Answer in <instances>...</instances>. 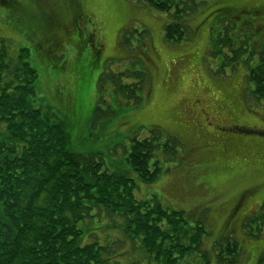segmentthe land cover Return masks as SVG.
Wrapping results in <instances>:
<instances>
[{
	"label": "rangeland",
	"instance_id": "obj_1",
	"mask_svg": "<svg viewBox=\"0 0 264 264\" xmlns=\"http://www.w3.org/2000/svg\"><path fill=\"white\" fill-rule=\"evenodd\" d=\"M17 1L0 5V40L13 59L30 50L39 102L64 120L71 150L133 179L136 199L203 220L207 236L188 264L203 253L219 264L215 247L227 239L239 264H264V226L252 222L264 214V103L247 80L264 51V0H197L190 37L177 44L164 35L170 15L132 0H79L90 17L85 44L58 20L61 0ZM147 138L161 170L151 183L127 161ZM122 224L98 212L80 227L117 264H156Z\"/></svg>",
	"mask_w": 264,
	"mask_h": 264
},
{
	"label": "trees",
	"instance_id": "obj_2",
	"mask_svg": "<svg viewBox=\"0 0 264 264\" xmlns=\"http://www.w3.org/2000/svg\"><path fill=\"white\" fill-rule=\"evenodd\" d=\"M132 1L171 16L164 26L168 42L190 37L187 19L199 8L197 0ZM19 4L0 0L6 7ZM218 44L232 47L230 39ZM232 53L233 63L238 52ZM259 57L247 80L255 100L264 103V51ZM29 59L28 48L13 59L0 40V264H117L108 245L86 241L80 227L98 212L122 218L125 236L156 264H188L198 256L208 233L203 220L136 199L133 179L111 172L97 155L71 150L66 123L39 102V76ZM157 148L154 139H135L128 154L129 166L145 183L161 173L153 163ZM257 220L264 226V214L252 222ZM215 255L219 264L241 259L232 239L217 243ZM200 258L198 264H209V255Z\"/></svg>",
	"mask_w": 264,
	"mask_h": 264
},
{
	"label": "flooded vegetation",
	"instance_id": "obj_3",
	"mask_svg": "<svg viewBox=\"0 0 264 264\" xmlns=\"http://www.w3.org/2000/svg\"><path fill=\"white\" fill-rule=\"evenodd\" d=\"M59 3H61V8L63 10L61 13L59 12L58 20H61V22L65 24V27L67 24L71 30L70 33L72 31L76 32V34L84 38L83 43L85 44L86 40L90 38L89 35L88 37L86 36L85 31V27L90 24V17L86 15L83 5L79 0H61ZM65 30L66 28L63 29V33L66 35L68 30ZM53 36L55 35H50L51 40H53ZM79 46H81V42H79Z\"/></svg>",
	"mask_w": 264,
	"mask_h": 264
}]
</instances>
